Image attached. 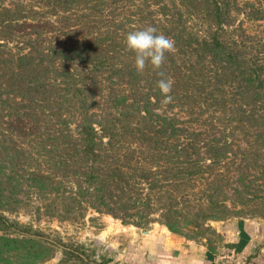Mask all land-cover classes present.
<instances>
[{
	"label": "trees",
	"instance_id": "1",
	"mask_svg": "<svg viewBox=\"0 0 264 264\" xmlns=\"http://www.w3.org/2000/svg\"><path fill=\"white\" fill-rule=\"evenodd\" d=\"M223 4L0 0L1 241L38 238L3 209L20 191L175 234L264 206V41L229 39ZM149 25L175 51L138 73L126 36Z\"/></svg>",
	"mask_w": 264,
	"mask_h": 264
},
{
	"label": "rangeland",
	"instance_id": "2",
	"mask_svg": "<svg viewBox=\"0 0 264 264\" xmlns=\"http://www.w3.org/2000/svg\"><path fill=\"white\" fill-rule=\"evenodd\" d=\"M220 1L228 10L229 39H236L248 47H255L256 41H264V0ZM14 196L16 200L3 208L6 215L25 226L27 232L33 227L38 238L22 239L12 234L4 241L0 240V264H122L124 248L134 233L140 235L148 230L167 228L159 214H153L149 220L152 223L141 228L123 224L121 220L94 210L79 211L70 216L63 214L65 220L62 215L49 216L39 211V198H27L25 191ZM255 204L239 205L230 217L216 222L202 221L201 227L181 226L176 235L188 241L213 245L219 242L218 231L224 225L264 220V206ZM0 236H3L2 232Z\"/></svg>",
	"mask_w": 264,
	"mask_h": 264
},
{
	"label": "crops",
	"instance_id": "3",
	"mask_svg": "<svg viewBox=\"0 0 264 264\" xmlns=\"http://www.w3.org/2000/svg\"><path fill=\"white\" fill-rule=\"evenodd\" d=\"M218 233L213 245L188 241L165 227L134 233L122 264H264V220L232 222Z\"/></svg>",
	"mask_w": 264,
	"mask_h": 264
},
{
	"label": "clouds",
	"instance_id": "4",
	"mask_svg": "<svg viewBox=\"0 0 264 264\" xmlns=\"http://www.w3.org/2000/svg\"><path fill=\"white\" fill-rule=\"evenodd\" d=\"M126 48L135 54L134 67L138 73H142L146 66L150 64L154 70L162 68L166 53H174L175 42L163 33L157 32L156 27L147 26L142 30L129 32L126 36ZM164 77L163 72L158 73ZM174 81L171 78H161L157 86L164 96L163 103L172 102V91Z\"/></svg>",
	"mask_w": 264,
	"mask_h": 264
},
{
	"label": "water",
	"instance_id": "5",
	"mask_svg": "<svg viewBox=\"0 0 264 264\" xmlns=\"http://www.w3.org/2000/svg\"><path fill=\"white\" fill-rule=\"evenodd\" d=\"M150 233H151V231H150V230H148V231L144 232V234H145V235H149Z\"/></svg>",
	"mask_w": 264,
	"mask_h": 264
}]
</instances>
